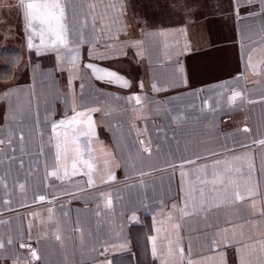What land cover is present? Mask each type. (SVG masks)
<instances>
[{"label":"crops","instance_id":"obj_1","mask_svg":"<svg viewBox=\"0 0 264 264\" xmlns=\"http://www.w3.org/2000/svg\"><path fill=\"white\" fill-rule=\"evenodd\" d=\"M204 1L0 0V264H264V0Z\"/></svg>","mask_w":264,"mask_h":264},{"label":"rangeland","instance_id":"obj_2","mask_svg":"<svg viewBox=\"0 0 264 264\" xmlns=\"http://www.w3.org/2000/svg\"><path fill=\"white\" fill-rule=\"evenodd\" d=\"M203 3H204L203 6L204 9L208 10L210 8L209 1L205 0ZM221 10H223V8H221ZM198 13L199 12L196 13V18H198ZM203 23L205 22H202L201 26L203 25ZM224 25L225 23H222L220 20L218 21L208 20L206 24L203 25L205 29V31H203L204 33L202 34L204 35L203 37L207 39V42L210 41L214 42L213 39L214 37L212 35L213 31L217 27L220 30L221 28L223 30ZM208 34H211V36L210 35L208 36ZM222 41L223 40L221 39L220 42ZM189 59L191 64L190 69L192 73L195 72L196 70H199L200 74L198 73L199 74L198 76L201 77L200 79L202 81H209V79H213L215 77H219L221 75L226 74L227 70H229L232 65V61L234 60V62L236 63L237 56H236V52H234L230 46L228 47L223 46L217 50L201 52V54L197 56H192ZM195 65L196 66L198 65L200 67H197V69H195L196 68Z\"/></svg>","mask_w":264,"mask_h":264},{"label":"snow or ice","instance_id":"obj_3","mask_svg":"<svg viewBox=\"0 0 264 264\" xmlns=\"http://www.w3.org/2000/svg\"><path fill=\"white\" fill-rule=\"evenodd\" d=\"M2 6V5H0ZM20 6L23 9V17L27 22L28 27H32L34 22H39L41 25H47V31L50 32L54 39L52 40V46L56 44H64V26L60 23L61 18L63 17V8L57 2L52 3H34L28 2L25 3L24 0H20ZM59 10V11H57ZM43 29L41 30V44L45 43L43 39ZM31 38H29V47H31ZM89 68H92V65H88ZM94 71H102L99 69H94ZM109 77H115L117 80H121L125 87H127V81H123L121 77L116 76L115 73H108ZM101 78V77H98ZM236 95H239L238 93ZM235 98V97H233ZM138 99V98H137ZM63 123V122H61ZM264 144V141H260ZM52 175H56L55 172ZM67 175V173H65ZM91 183V180L89 181ZM237 194V199H239ZM41 200L44 199L43 196L40 197ZM35 255V253H33Z\"/></svg>","mask_w":264,"mask_h":264},{"label":"built area","instance_id":"obj_4","mask_svg":"<svg viewBox=\"0 0 264 264\" xmlns=\"http://www.w3.org/2000/svg\"><path fill=\"white\" fill-rule=\"evenodd\" d=\"M88 119V115L86 112H82L78 115L76 119L70 120L68 122L69 126H76V125H81L85 122V120ZM83 136V134H80ZM84 138L89 137V133L84 134ZM88 148H90V144L87 145ZM100 170H95L93 169V165L88 166V176L91 178V180L94 182L95 186H100L102 182L98 181V177L100 176Z\"/></svg>","mask_w":264,"mask_h":264}]
</instances>
